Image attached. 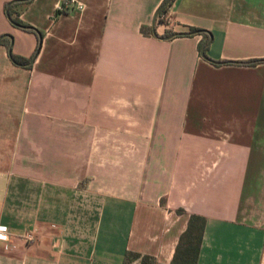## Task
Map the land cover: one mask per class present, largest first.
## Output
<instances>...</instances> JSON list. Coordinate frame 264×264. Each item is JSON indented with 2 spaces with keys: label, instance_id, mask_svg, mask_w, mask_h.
I'll use <instances>...</instances> for the list:
<instances>
[{
  "label": "crops",
  "instance_id": "crops-1",
  "mask_svg": "<svg viewBox=\"0 0 264 264\" xmlns=\"http://www.w3.org/2000/svg\"><path fill=\"white\" fill-rule=\"evenodd\" d=\"M11 1L0 37L31 59L0 45V264H168L189 214L196 264H264V62L227 63L264 59V0H173L205 58L201 34H151L162 0L12 3L39 39Z\"/></svg>",
  "mask_w": 264,
  "mask_h": 264
},
{
  "label": "trees",
  "instance_id": "trees-1",
  "mask_svg": "<svg viewBox=\"0 0 264 264\" xmlns=\"http://www.w3.org/2000/svg\"><path fill=\"white\" fill-rule=\"evenodd\" d=\"M21 2H27V0H17ZM167 0H162L159 4L158 8L156 9L155 14L160 13L168 7V5L173 1L170 0V2L166 5H163ZM10 2V4L5 7V13L7 18L14 23L16 27H18L21 30L30 31L33 32L38 36V39L40 38V33L35 30L33 27L21 22L17 16L14 15L13 11L11 10V6L13 5ZM15 4V3H14ZM155 16V15H154ZM142 32L144 33H150V27H141L140 28ZM196 31V32H194ZM172 34V33H168ZM195 34H201L203 36V40L198 45V50H203V54L205 51V45L210 40V33L208 31L196 29L193 27H190L188 29V32L185 33H176L174 37L177 36H183V35H195ZM167 35V34H166ZM9 43H10V36H1L0 37V45H3L6 50L8 57L10 60L17 64V65H24L27 66V63L30 62L31 58H22L19 56H16L11 53L9 49ZM205 57V56H204ZM258 62H264V59H258V60H247V61H236V62H227L237 65H254ZM214 63V62H212ZM216 64V63H215ZM178 212H183L181 208L177 210ZM204 217L197 215V214H189L187 216L186 225L184 230L179 234L176 245L174 247V251L172 254V257L168 264H196L197 260V254L198 249L201 242L202 232L204 228ZM133 261H137V264H162L155 260V258L148 254H140L138 252L125 250L123 254V258L121 261V264H130Z\"/></svg>",
  "mask_w": 264,
  "mask_h": 264
},
{
  "label": "built area",
  "instance_id": "built-area-1",
  "mask_svg": "<svg viewBox=\"0 0 264 264\" xmlns=\"http://www.w3.org/2000/svg\"><path fill=\"white\" fill-rule=\"evenodd\" d=\"M71 10L81 11L83 9V5L78 2L77 0H64L63 3L56 5V12H61L64 10V8H69ZM154 26L157 27L159 25H163L168 31L167 33H171V20L169 17V14L166 10L155 14L153 18ZM21 239L25 244H30L34 241L35 236L32 232H27L23 236H21ZM0 240L6 241L7 240V231L6 228L3 226H0ZM9 247H12L10 245H5L4 248L8 249Z\"/></svg>",
  "mask_w": 264,
  "mask_h": 264
},
{
  "label": "water",
  "instance_id": "water-1",
  "mask_svg": "<svg viewBox=\"0 0 264 264\" xmlns=\"http://www.w3.org/2000/svg\"><path fill=\"white\" fill-rule=\"evenodd\" d=\"M14 1H17V0H14ZM11 2H13V1H11ZM169 2H170V0H167L163 5H166V4H168ZM9 4H10V2L7 3V6H8ZM9 21H10V20H9ZM10 22L12 23V21H10ZM12 24H14V23H12ZM194 32H196V31H194ZM151 34H152L154 37H156V38H160V39H169V38H172V37H174V36L176 35V33L173 32L172 34H167V35H164V36H158V35L155 33V31H154V22H153V21L151 22ZM200 56H201L202 58H205L202 49L200 50ZM214 63H216V64H222L223 62H214Z\"/></svg>",
  "mask_w": 264,
  "mask_h": 264
}]
</instances>
